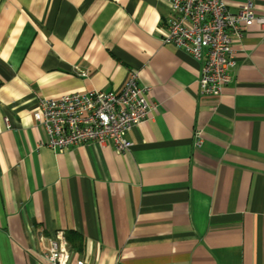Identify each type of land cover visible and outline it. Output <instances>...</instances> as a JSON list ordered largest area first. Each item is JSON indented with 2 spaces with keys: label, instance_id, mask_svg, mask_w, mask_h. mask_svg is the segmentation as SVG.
<instances>
[{
  "label": "crops",
  "instance_id": "0c3cea01",
  "mask_svg": "<svg viewBox=\"0 0 264 264\" xmlns=\"http://www.w3.org/2000/svg\"><path fill=\"white\" fill-rule=\"evenodd\" d=\"M170 14L168 0H0V264H54L41 255L59 231L90 264H264V29L234 37L232 81L202 94V63L162 40ZM132 72L156 108L130 150L46 145L39 98L119 91Z\"/></svg>",
  "mask_w": 264,
  "mask_h": 264
},
{
  "label": "built area",
  "instance_id": "2783aa9c",
  "mask_svg": "<svg viewBox=\"0 0 264 264\" xmlns=\"http://www.w3.org/2000/svg\"><path fill=\"white\" fill-rule=\"evenodd\" d=\"M171 14L166 21L164 43H173L202 63L199 86L202 94H221L232 81L235 66L234 37L244 29L258 25L264 29V14L247 0L232 12L224 0H168ZM132 72L121 90L71 92L51 98H39L33 112L46 133V145L64 150L90 142L109 145L119 152L132 148L128 133L148 119L156 108ZM7 120V119H6ZM201 143V138L197 139ZM54 264H90L72 259L63 233L50 241L41 255Z\"/></svg>",
  "mask_w": 264,
  "mask_h": 264
},
{
  "label": "rangeland",
  "instance_id": "374dc122",
  "mask_svg": "<svg viewBox=\"0 0 264 264\" xmlns=\"http://www.w3.org/2000/svg\"><path fill=\"white\" fill-rule=\"evenodd\" d=\"M84 260V259H83ZM85 261V260H84Z\"/></svg>",
  "mask_w": 264,
  "mask_h": 264
}]
</instances>
